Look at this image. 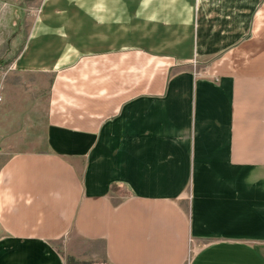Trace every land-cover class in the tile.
Returning a JSON list of instances; mask_svg holds the SVG:
<instances>
[{
    "label": "crops",
    "instance_id": "0c3cea01",
    "mask_svg": "<svg viewBox=\"0 0 264 264\" xmlns=\"http://www.w3.org/2000/svg\"><path fill=\"white\" fill-rule=\"evenodd\" d=\"M19 5L0 264H264V0Z\"/></svg>",
    "mask_w": 264,
    "mask_h": 264
},
{
    "label": "rangeland",
    "instance_id": "374dc122",
    "mask_svg": "<svg viewBox=\"0 0 264 264\" xmlns=\"http://www.w3.org/2000/svg\"><path fill=\"white\" fill-rule=\"evenodd\" d=\"M34 1L36 2L37 0H0V42L4 43L8 35V39L11 46H13L12 42L17 44L18 42L22 41L23 26L21 21L23 13L20 9L21 6L19 4L23 2L31 3ZM34 9H36L34 5L32 7H28V12ZM3 45H0V50H2L3 48L5 49ZM6 154L7 152H0V165L5 160ZM72 263L73 261L69 260V264Z\"/></svg>",
    "mask_w": 264,
    "mask_h": 264
},
{
    "label": "built area",
    "instance_id": "2783aa9c",
    "mask_svg": "<svg viewBox=\"0 0 264 264\" xmlns=\"http://www.w3.org/2000/svg\"><path fill=\"white\" fill-rule=\"evenodd\" d=\"M11 68L12 65L0 63V100L2 98L1 92H2L3 81Z\"/></svg>",
    "mask_w": 264,
    "mask_h": 264
},
{
    "label": "trees",
    "instance_id": "16d2710c",
    "mask_svg": "<svg viewBox=\"0 0 264 264\" xmlns=\"http://www.w3.org/2000/svg\"><path fill=\"white\" fill-rule=\"evenodd\" d=\"M4 61V58H0V63Z\"/></svg>",
    "mask_w": 264,
    "mask_h": 264
}]
</instances>
